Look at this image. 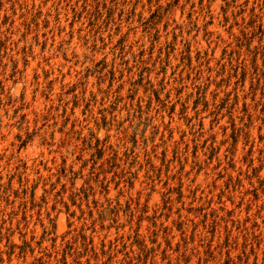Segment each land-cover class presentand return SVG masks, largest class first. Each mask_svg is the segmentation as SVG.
Returning a JSON list of instances; mask_svg holds the SVG:
<instances>
[{
    "label": "rangeland",
    "instance_id": "obj_1",
    "mask_svg": "<svg viewBox=\"0 0 264 264\" xmlns=\"http://www.w3.org/2000/svg\"><path fill=\"white\" fill-rule=\"evenodd\" d=\"M0 264H264V0H0Z\"/></svg>",
    "mask_w": 264,
    "mask_h": 264
}]
</instances>
